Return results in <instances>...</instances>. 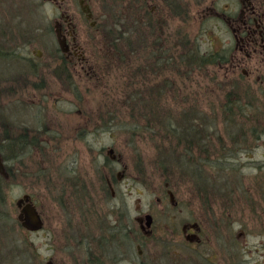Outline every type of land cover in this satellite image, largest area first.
Segmentation results:
<instances>
[{"label":"rangeland","instance_id":"obj_1","mask_svg":"<svg viewBox=\"0 0 264 264\" xmlns=\"http://www.w3.org/2000/svg\"><path fill=\"white\" fill-rule=\"evenodd\" d=\"M53 1L57 4L0 0V137L23 134L32 145L17 172V160L5 161L10 155L0 143L2 161L15 165L8 182L0 176V264H45L48 258L55 264L174 263L178 257L167 253L173 243L169 201L156 200L165 183L176 199L194 205L200 196L216 198L220 192L231 194L237 204L261 203L254 211L260 217L264 151L240 152L239 126L246 122L225 110L233 90L215 81L219 71L214 64L188 59L192 53L199 57L230 50L231 33H218L217 22L204 15L205 7L186 4L190 9L184 11L180 27L188 42L182 46L181 40L170 39L155 46L151 56L147 45L145 51L138 49L130 10L98 13L100 3L90 0L96 22L90 27L84 14L78 15L76 0ZM223 4L214 3L218 13ZM61 11L75 14L68 17L86 60L82 68L63 62L54 31L55 22L65 19L58 17ZM200 30L208 34L195 39ZM185 49L188 60L182 58ZM238 87V97L249 105L248 84ZM189 121L204 128L208 146L201 157L203 145L178 141ZM169 122L178 130L170 133ZM248 140L253 143L252 136ZM190 159L199 161L188 163ZM24 193L31 195L42 216L44 227L36 233L24 231L17 220L15 201ZM245 212L237 208L222 219L236 218L235 229L257 242L256 228L246 221ZM145 213L153 217V235L143 240L135 218ZM175 242L184 241L181 237ZM137 244H142L143 257ZM179 249L185 251L184 246Z\"/></svg>","mask_w":264,"mask_h":264},{"label":"flooded vegetation","instance_id":"obj_2","mask_svg":"<svg viewBox=\"0 0 264 264\" xmlns=\"http://www.w3.org/2000/svg\"><path fill=\"white\" fill-rule=\"evenodd\" d=\"M55 3V1L50 0ZM78 6V15L84 14L86 21L89 22L90 27L96 25L94 11L92 10L90 0H76ZM101 8L98 13L130 10V20L132 31L135 34V41L138 44L140 51L149 50L152 56L153 52H156L155 46L166 45L170 39L181 40L182 46L188 42V35L186 30L180 26L185 23L184 11L186 8L190 9L189 4L193 7H205L204 15L207 19H211L212 23L217 22V31L224 33H231L234 37L233 41L229 44V49L225 48L220 51H210L201 55L205 58L206 55H212L215 59L214 66L219 71L218 78L215 79L221 86H229L233 92L231 101H234V110L240 122H246L245 125L240 124L242 129L243 143L241 145L240 152L242 154H250L260 149L264 151V0H97ZM218 1H224V6L221 11L215 9L214 3ZM57 4V3H55ZM187 6H184L186 5ZM204 4V5H203ZM59 9L61 5H58ZM183 11V16L182 15ZM206 11V13H205ZM198 16L202 15L201 10L197 11ZM70 14L61 11L58 15L64 17V21L55 22L58 23L60 33L64 37L65 52H61L63 62L71 63V65L84 67L83 63L86 62L84 54H82L81 47L76 44V38L73 35V24L69 19ZM118 15V13H116ZM195 19L197 18L194 14ZM206 20V19H203ZM179 22V27L173 28ZM221 24L222 29L218 24ZM118 42L122 39L124 31L119 29ZM123 32V33H122ZM203 34H208L206 31H198L195 39L202 37ZM212 35V32H211ZM209 36V35H206ZM180 39H177V38ZM184 39V40H183ZM177 42V41H176ZM161 49H165L161 47ZM238 53V54H237ZM241 55V56H239ZM158 56V55H157ZM151 61L152 64L156 62L158 57ZM182 58L188 60V50L185 49L182 54ZM160 61H163L159 58ZM211 65V64H210ZM213 65V64H212ZM203 66H207L204 64ZM31 67V65H29ZM89 68V67H88ZM247 83L248 89H250V103L244 105L243 101L238 97V85L240 83ZM173 86V85H172ZM227 101V100H226ZM245 106H250L252 114L244 112ZM229 113V112H228ZM230 114V113H229ZM245 117V118H244ZM251 132V133H250ZM13 136V135H11ZM253 137V143L248 138ZM3 137H0L2 139ZM3 150H7L9 157L4 158L5 161H15L17 164L8 166L6 162L2 161L0 156V176L2 180L8 182L12 177L10 172L13 166L17 168V172L22 171L25 166L24 154L27 149L32 145L27 138L21 134L14 138L8 137L4 134V138L0 141ZM29 144V146H27ZM264 157V154L262 155ZM229 160V159H227ZM8 166V167H7ZM120 173L122 171H119ZM116 173L115 179H117L118 173ZM262 173V171L260 172ZM264 180V176L262 178ZM5 183V182H4ZM108 189H112L111 182L107 181ZM247 191L244 190L243 193ZM113 194V192H112ZM220 196L216 198H210L209 196L197 199V202L192 203L189 199L178 200L175 193L168 183L164 185V191L160 197L156 200L159 204L169 201L167 203V210L169 212L168 218L170 221V241L173 242L169 245L167 253L170 252L174 256L175 264H264V202L262 201V212L260 217L254 213L259 206L253 203H236L235 197L231 194L220 192ZM227 194V195H225ZM28 195L30 197L31 204L34 205L31 195L24 193L22 198ZM216 195V193H214ZM179 207L177 210L176 208ZM237 208H244L246 210L245 216L247 222L256 228L257 242H249L243 232H239L235 229L238 222L236 218H232L227 222V219H222L223 215H230L231 212H237ZM195 211L197 212L194 217ZM142 214L136 219H140L138 223L139 233L142 234V239H147L153 235L151 227L146 228L144 222V215ZM40 216V214H39ZM181 216L184 217L182 222ZM41 220H42V216ZM180 217V222L177 221ZM42 228L43 220H42ZM23 229V228H22ZM31 232L29 230H25ZM36 233V232H32ZM181 234V236H180ZM241 234V235H240ZM183 238V243H176L175 240ZM142 244L136 245L137 254L139 257H143L145 254L141 250ZM185 247V251L179 249V247ZM164 253V252H162ZM167 253H164L163 258H166ZM169 254V253H168ZM182 257V258H181ZM55 262L52 258H48L45 262ZM170 261V264H174ZM139 264H145L141 262Z\"/></svg>","mask_w":264,"mask_h":264},{"label":"water","instance_id":"obj_3","mask_svg":"<svg viewBox=\"0 0 264 264\" xmlns=\"http://www.w3.org/2000/svg\"><path fill=\"white\" fill-rule=\"evenodd\" d=\"M55 34H56V40L57 45H59V49L62 52H65V41L63 35L60 33L59 26L55 25ZM108 153L110 155L111 159H115L114 156V150L108 149ZM121 178V173L119 172L117 175V181ZM15 205L19 208V213L17 215L18 221L25 230H29L31 232H36L37 230H40L42 227V220L39 216L36 208L31 204L30 197L28 195H25L23 198L18 199L15 203ZM144 222L146 225V228L149 229L152 225V217L147 214L144 216ZM137 222H140V219H136ZM46 264H53L51 261H48Z\"/></svg>","mask_w":264,"mask_h":264},{"label":"trees","instance_id":"obj_4","mask_svg":"<svg viewBox=\"0 0 264 264\" xmlns=\"http://www.w3.org/2000/svg\"><path fill=\"white\" fill-rule=\"evenodd\" d=\"M188 59L191 60L192 62H197V60H199L198 63L199 64L203 63V65L204 64H208V65L215 64V59L212 55H206L204 58L203 56L198 57L196 54L192 53V54H190ZM191 61H190V63H191ZM131 93H135V92H131ZM226 100H227V104H226L225 110L231 114H235L233 111L234 110V101H231L232 99L230 96H228V98H226ZM170 122L168 124L169 125L168 129H169L170 133L173 131H177L178 127L174 128L172 126L173 123H170ZM202 127L203 126L198 127L197 122H196V128H195L193 125L190 124V121H189L188 126L183 127L182 130L180 131L181 136L178 138V141L181 144H182V142L183 143L187 142L188 145H192L193 142H196L198 145H203V146H201L203 149L199 150L200 152H198L199 157H201L200 153L203 154L205 152V150L207 149V146H208V143L203 142V139H205V138H204V134H202L204 131V128H202ZM207 151H206V153H207ZM191 153L193 154V152H191ZM199 160L203 161V162L206 161V160H203V158H199ZM199 160L190 159L188 161V163H193V162L199 161ZM105 190H107V189H105Z\"/></svg>","mask_w":264,"mask_h":264}]
</instances>
